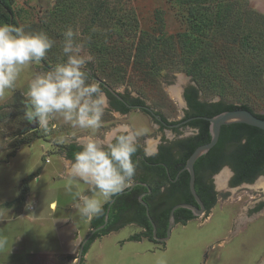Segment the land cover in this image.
Returning a JSON list of instances; mask_svg holds the SVG:
<instances>
[{"label":"rangeland","instance_id":"rangeland-1","mask_svg":"<svg viewBox=\"0 0 264 264\" xmlns=\"http://www.w3.org/2000/svg\"><path fill=\"white\" fill-rule=\"evenodd\" d=\"M7 1L18 28L26 33L43 31L55 44L39 62L24 67L14 87L0 96V238L7 240L0 249V264H77L81 245L92 232L90 218H82L76 208L72 212L71 245L67 252L71 254L57 257L44 251L56 245L49 227L50 220H63L61 206L73 201L77 190L83 195H92L89 185L82 181H74L77 190L67 191L70 177L64 158L70 142L95 139L96 131L73 128L59 116L50 120L47 131L40 127L28 130L22 103V97L28 99L26 94L35 74L67 61L62 49L63 33L69 26L79 32L77 42L84 44L81 55L91 58L85 70L119 92L141 97L170 121L183 118L186 106L182 95L190 86L199 89L201 101L224 99L235 105H251L256 113H264L262 69L257 68L251 55L221 51L222 38L217 41L216 51L211 52L215 75L222 82L198 84L186 74L179 64L182 61L179 46L180 36L188 32L187 12L175 0ZM222 1L264 16L259 0ZM102 2L108 3L109 12L96 20L95 6ZM135 18L138 30L133 32L130 27L135 24ZM247 23L257 38L264 35V26L260 23L254 19ZM160 37L169 42L157 51L156 62H151L152 40ZM139 44L146 48V67L133 65ZM100 47L107 51L101 54ZM152 65L162 71L156 73ZM114 125L104 131L103 139L122 125L147 128L148 151L161 138L150 119L141 112H133L128 119L117 120ZM182 133L184 137L193 134L186 128ZM61 136L65 137L64 143L59 142ZM166 137L173 138V135L167 132ZM229 176V169L223 168L214 178L219 194L216 206L185 225H176L167 242L124 243L128 236L144 232L142 228L129 226L98 237L84 256L83 264H261L264 211L252 213L251 209L264 200V176L235 188L228 187ZM131 184L132 181L127 187ZM52 201L59 205L56 212L52 210L56 209L54 203L49 208ZM35 215L46 222H28ZM31 249L34 251L30 252Z\"/></svg>","mask_w":264,"mask_h":264},{"label":"trees","instance_id":"trees-1","mask_svg":"<svg viewBox=\"0 0 264 264\" xmlns=\"http://www.w3.org/2000/svg\"><path fill=\"white\" fill-rule=\"evenodd\" d=\"M175 3L178 4L180 8H186L187 12L186 20L188 23V32L180 36L179 53L182 61L179 64L184 68L186 74L192 78L193 82L198 84H203L204 82V84L213 83L214 85L218 82H222V79L215 75V66L211 62V52L213 51L214 53L216 51L217 41L218 39L221 40V38L223 42L221 51H231L233 53L236 51L247 56L251 55V60L255 61L258 65L257 68L262 69V77L264 79V66L261 64L264 63V35L257 38V36L254 35L256 32L253 31L247 23L251 19H254L257 23L264 26L263 15L254 12L247 7L242 9L240 7L236 8L233 4H229L222 0H175ZM234 8L243 11H237ZM108 12V3L102 2L97 4L94 12L96 20H100L101 16L107 15ZM13 14L14 12L10 3L7 0H0V22L3 21L6 24L17 27V24L13 19ZM134 20L135 24L133 23L131 26L133 28L130 27L133 32L138 30L137 19L135 18ZM168 42L169 40L164 37L154 38L152 40L150 53L151 62H156L158 56L157 51ZM104 51L107 50L100 47L99 52L102 54ZM146 57V48L139 44V46L136 47L133 65L135 67H140L141 65H143V67L145 65L148 66L145 61ZM152 66L154 71L156 70V73L162 71V69H156L157 65ZM91 69L94 68L91 67ZM259 84L261 85V82ZM199 93L200 91L196 86H191L187 90L186 98L191 111V113L187 115V118L198 116L214 117L226 111L245 109L264 120V113H256L254 107L251 105H235L227 103L224 99L218 102L198 101ZM17 96L20 95L17 94ZM22 100L24 105L25 100L23 97ZM30 125L31 123L26 120L25 128L29 130ZM189 126L197 129L198 133L175 144L176 147H179L181 150L180 157L176 160L167 156L163 158V162L170 170L172 179H175L179 171L185 167L191 154L199 146L204 145L211 140L210 124L207 121L196 120L190 122ZM70 148H72V150L69 151ZM72 153H74V146H67L65 156L74 160L75 156H73ZM225 166H229L234 173V178L232 180L233 186H238L243 183L251 184L259 176H264V131L245 124L224 126L222 127L218 144L197 160L195 164V189L197 194L207 204L208 210H211L216 206L217 195L214 193L212 185L204 187V178L199 174L200 172L217 174ZM162 173H165L163 169ZM162 173H160V175H162ZM189 180L190 177L188 172L185 171L181 173L178 182L183 189L184 196L180 201L174 202L168 209L159 215V217L153 216L155 221H158V218L160 217L162 219L161 224H158V237L166 236L169 214L172 207L188 201L190 196L187 192L189 188ZM152 185L154 196H158L161 194V186H172V182L168 178L165 180L153 181ZM167 191H169V189ZM26 193L28 192H25V194ZM124 195L125 194L121 196ZM113 197L114 196H112V198ZM171 197L172 196H166L165 201L171 203ZM108 203L109 202L103 206L102 213L95 216L94 219L90 221L92 229H98L104 225ZM260 208H264V204H262L259 209ZM115 210L114 206L110 210V222H115L117 220ZM183 212L190 214L188 220L196 218L187 209H179L175 212L176 219L177 216ZM144 218L146 222L141 224L144 232L142 234L130 236L129 241H140L147 237L149 240L156 242L153 237L152 226L146 220L147 218L145 217V214ZM119 228L106 226L104 229L95 232L83 248L80 264H83L84 256L88 253L91 245L98 237L108 235Z\"/></svg>","mask_w":264,"mask_h":264},{"label":"clouds","instance_id":"clouds-1","mask_svg":"<svg viewBox=\"0 0 264 264\" xmlns=\"http://www.w3.org/2000/svg\"><path fill=\"white\" fill-rule=\"evenodd\" d=\"M78 36L79 32L69 26L63 33L62 49L67 61L35 74L29 84L24 118L45 131L57 116L73 128L95 131L102 126L109 107L98 83L91 81L84 70L91 58L81 55L84 44L77 42ZM54 44L55 40L43 31L26 33L23 28L0 23V96L14 87L24 67L39 62ZM148 132L145 127L122 125L104 140L90 138L81 143V151L75 153L71 163L67 191L72 193L74 181L91 186L90 196L79 190L73 193L82 218L100 215L103 204L131 183L139 164L133 159L138 141ZM59 142L64 143L65 137L61 136ZM144 155L150 158L155 153L145 149ZM6 244L7 240L0 238V249Z\"/></svg>","mask_w":264,"mask_h":264},{"label":"flooded vegetation","instance_id":"flooded-vegetation-1","mask_svg":"<svg viewBox=\"0 0 264 264\" xmlns=\"http://www.w3.org/2000/svg\"><path fill=\"white\" fill-rule=\"evenodd\" d=\"M85 71L89 74L92 81H95L98 83L101 91L107 97L108 105H109L108 109H106L105 111L104 116L102 117V126L99 129L95 130L96 140H104L103 136L105 135L104 131L106 129L114 128L113 125L114 124L116 125L117 120L128 119L133 112H141L146 117H148L151 121L152 126L155 127V129L157 130V133L161 135V138L158 141L153 142L150 147L151 148L150 152L155 153V155H153L150 158L145 157L144 155V151L147 147L146 137H143L138 141V151L133 157V159L139 161V164L136 170V174L132 180V184L135 182H138V183H143L146 186L138 184L129 193L125 194L126 196L120 195L111 206V208L114 206L116 209L115 216H117V220L115 222L108 221V224L106 226L119 228L121 225H130V226H137L139 228H142L141 224L146 222L144 218V214H145V217L147 218L146 220L151 224L150 219L147 217V209L140 201V198L142 197V200L148 205L151 219L155 223L157 227V231H158V224L159 225L161 224L162 219L160 217L158 218L159 219L158 221H155L153 216L159 217V215H161L166 209H168L174 202L180 201V199L184 196L183 189L181 188L178 181L180 179V174L185 171H182L183 170L182 169L181 171H179L176 178L172 179L170 170L168 166L163 162V158L167 156L169 158H173L174 160L178 159L181 155V150L179 149V147H176L175 144L182 140H186L198 133V130L190 127L189 124H186L184 126H179L176 128H171V125L177 124L178 122L182 120L189 119L187 118V115L191 113V111H190L189 104L186 98V93H187V90L191 86L186 87L183 91L182 96H183V100L186 106L183 118L179 121H170L160 111H157L149 107L141 97H136L132 95L131 93L119 92L115 90L114 88H112L107 83H105L103 80L90 74L88 70H85ZM106 85L108 87H106ZM200 100L201 99H200V93H199L198 101ZM144 107H148L151 111L145 110ZM156 116L160 117L166 123V125L159 122L156 119ZM185 128L192 131L193 134L190 136L184 137L182 131ZM167 132H170L173 135V138L166 137ZM69 145L74 146V153H72L73 156H75V153L81 151V143L70 142ZM70 150H72V148H70L69 151ZM65 157L67 158V156ZM69 160H71L72 162L74 161L73 159H69ZM223 168H228L230 172V176L228 177V187L235 188V187H239L240 185H242L240 184L238 186H233L232 180L234 178V173L232 169L229 166H225ZM162 169L164 170L165 173H162ZM160 173H162V175H160ZM195 174H196V170H195ZM217 174H208V173L206 174V172H200L199 175L200 176L202 175L204 178V181H203L204 187H206L207 185L213 186L214 193H216L217 199H218L219 194L215 188V181H214V178ZM227 176L225 175V177ZM189 177H190V174H189ZM168 178L171 180L172 186H169V185L161 186L160 188L161 194L158 196H154V191H153L154 189L152 185L153 181H156V180L160 181V180H165ZM222 181L223 180L221 179L220 182L223 183ZM195 184H196V180H195ZM189 185H190V180H189ZM130 186L125 188L124 190H127L128 188H130ZM168 189L169 191H167ZM187 192L190 194L188 201L182 202L179 204H189V205L196 206L200 209V206L197 204V202L195 201L194 197L191 194L190 186ZM166 196H172L171 203L165 201ZM199 198L201 199L205 207L203 215H206L213 208L211 210H208L207 204L203 201V199L200 196ZM111 200L108 201L109 202L108 206ZM262 204H264V201H260L256 203L251 209L252 213H260V211L263 208L259 209V207ZM175 206L176 205H174L172 208H174ZM180 209H183V208H180ZM190 213L193 215L192 211H190ZM189 216L190 214L187 212L180 213L177 216L176 225H180V224L185 225L191 222L192 220H188ZM94 217L95 216L91 217L90 221L93 220ZM105 218H106V215H105ZM168 222H169V219H168ZM93 230L95 229H92V231ZM160 238H163V237H160Z\"/></svg>","mask_w":264,"mask_h":264},{"label":"water","instance_id":"water-1","mask_svg":"<svg viewBox=\"0 0 264 264\" xmlns=\"http://www.w3.org/2000/svg\"><path fill=\"white\" fill-rule=\"evenodd\" d=\"M106 87H108L106 85ZM117 95V94H116ZM217 102V101H214ZM145 110L151 111L148 107H144ZM156 119L166 125V123L158 116H156ZM196 120H204L207 121L210 124V135H211V140L210 142L199 146L188 158L185 167L183 168L182 171H188L190 174V191L192 196L194 197L195 201L197 204L200 206V209L196 206L189 205V204H179L176 205L174 208L171 209L170 214H169V222H168V227H167V232L166 236L163 238H160L157 236V227L153 220L151 219L148 205L142 200V197L140 198L141 203L146 207L147 209V217L150 219L152 230H153V237L156 241L158 242H167L169 238L171 237L172 229L176 226V217H175V212L176 210L183 208L192 211L194 217H200L204 214L205 207L199 198L196 189H195V180H196V174H195V164L197 160L202 157L203 155L207 154L210 150H212L219 142L220 135H221V130L222 127L232 125V124H245L251 127H255L257 129H260L264 131V120L258 118L256 115H254L252 112L245 110V109H238V110H233V111H226L221 114H218L214 117H203V116H198V117H192L189 119L182 120L178 122L177 124L171 125V128H176L179 126H184L186 124H189L190 122L196 121ZM38 124H33L31 123L30 129L31 130H37L38 129ZM145 185L143 183H138L135 182L133 183L130 188L127 190H123L120 193H117L114 198L111 200L107 213H106V218H105V223L103 226H101L98 229H95L91 232V234L86 238V240L82 243L81 248H80V253L78 257V262L77 264L81 263L82 260V252L85 244L90 240V238L94 235L95 232L100 231L106 227L109 221V213L112 204L115 202V200L123 194L129 193L136 185ZM146 186V185H145ZM264 201V200H262ZM264 208L260 211L263 212ZM264 264V261L261 263Z\"/></svg>","mask_w":264,"mask_h":264},{"label":"crops","instance_id":"crops-1","mask_svg":"<svg viewBox=\"0 0 264 264\" xmlns=\"http://www.w3.org/2000/svg\"><path fill=\"white\" fill-rule=\"evenodd\" d=\"M65 160V162H64V164H65V166H66V168H67V170H68V172H69V170H70V167H71V163H72V161L71 160H69V159H67L66 157L64 158ZM40 177V176H39ZM88 190H89V194L92 192V189H91V186H88ZM77 190L78 189V187L77 186H75V185H72V190ZM112 199V198H111ZM110 199V200H111ZM109 200V201H110ZM108 202V201H107ZM106 202V203H107ZM55 204L56 205V209H52L54 212H56L57 210H58V203L57 202H55V201H52L50 204H49V208L51 209V206H52V204ZM75 201H74V199H73V201H67V202H65L62 206H61V210H62V212H61V217H62V221H55L54 220V222L53 221H51L50 220V222H52L51 223V226L49 227V229L52 231V234H53V236H54V239H55V246H54V248H52L51 250H44L45 252H49L50 254H52L53 256H67L68 254L70 255L71 253H67L68 252V249H69V247H70V245H71V238H70V235H71V233H72V231H71V229H72V226H73V216H74V214L72 213L73 211H77L76 210V207H75ZM106 203H104L103 204V206L106 204ZM31 218V220H29L28 222H35V223H39V222H46V219H44V218H39L38 216H33V217H30ZM34 218L36 219V220H34ZM25 220V219H24ZM19 221H23L22 219L21 220H19ZM25 221H27V220H25ZM130 225H121L120 227V229L119 230H116V231H113V232H111L110 234H112V233H116V232H118V231H120V230H123V229H126V228H128ZM109 235V234H108ZM130 236H132V235H130ZM130 236H128L126 239H125V241H124V243H138V244H140V243H143V242H148V243H150V244H152L153 245V243H152V241H148V240H146V239H141L140 241H129V237ZM106 237V236H105ZM105 237H103V238H105ZM98 240V239H97ZM96 240V241H97ZM123 243V245H125ZM70 244V245H69ZM122 245V246H123ZM17 248V247H16ZM34 250L33 249H31L30 250V252H33Z\"/></svg>","mask_w":264,"mask_h":264},{"label":"bare ground","instance_id":"bare-ground-1","mask_svg":"<svg viewBox=\"0 0 264 264\" xmlns=\"http://www.w3.org/2000/svg\"><path fill=\"white\" fill-rule=\"evenodd\" d=\"M258 4L260 8L264 11V2L262 0H259Z\"/></svg>","mask_w":264,"mask_h":264}]
</instances>
